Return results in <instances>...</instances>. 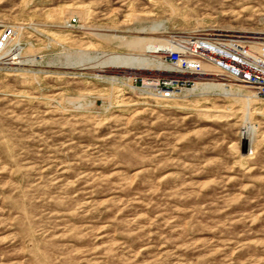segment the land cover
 Here are the masks:
<instances>
[{"label": "rangeland", "instance_id": "rangeland-1", "mask_svg": "<svg viewBox=\"0 0 264 264\" xmlns=\"http://www.w3.org/2000/svg\"><path fill=\"white\" fill-rule=\"evenodd\" d=\"M4 27L0 264H264V99L216 65L141 84L190 32L262 50L264 0H0Z\"/></svg>", "mask_w": 264, "mask_h": 264}, {"label": "built area", "instance_id": "built-area-1", "mask_svg": "<svg viewBox=\"0 0 264 264\" xmlns=\"http://www.w3.org/2000/svg\"><path fill=\"white\" fill-rule=\"evenodd\" d=\"M76 17L69 18V22ZM12 28L4 27L0 35V51L12 35ZM179 48L166 52V61L174 66L173 71L153 77H142V86L160 99L172 98L184 88L195 84V78L208 74L203 64L221 67L241 82L254 88L257 97L264 99V48L255 50L249 39L236 33L209 34L187 33ZM145 78V79H144Z\"/></svg>", "mask_w": 264, "mask_h": 264}, {"label": "bare ground", "instance_id": "bare-ground-1", "mask_svg": "<svg viewBox=\"0 0 264 264\" xmlns=\"http://www.w3.org/2000/svg\"><path fill=\"white\" fill-rule=\"evenodd\" d=\"M1 34H2V31L0 32V35ZM11 37L12 35L10 36L9 40H11ZM9 40L6 41V45L9 42ZM147 43L151 47L154 44H156L155 42H152L149 40ZM157 44L163 46L164 48H166V50L171 49V48H179L177 45H174V44L170 45L167 42H164V43L160 42ZM181 45L182 44H180V47ZM151 65L156 66L157 69L162 66L159 60L142 57V55L137 56V55H127V54H120V53H110V54L107 53L104 55V57L100 61L98 60V62L90 64L89 66H91V68L94 67L95 69H99V70H107V69H113V68H147V67L149 68L151 67ZM205 66L212 68L214 70H217L216 68L213 67L212 64H208V63L203 64L204 69H205ZM201 85L202 87H216L221 90H226L227 84L225 82H218V83H202Z\"/></svg>", "mask_w": 264, "mask_h": 264}]
</instances>
